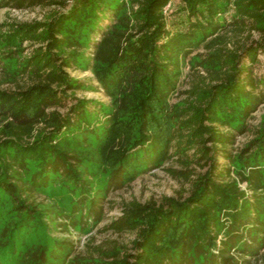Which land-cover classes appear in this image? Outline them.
I'll use <instances>...</instances> for the list:
<instances>
[{"label":"trees","instance_id":"obj_1","mask_svg":"<svg viewBox=\"0 0 264 264\" xmlns=\"http://www.w3.org/2000/svg\"><path fill=\"white\" fill-rule=\"evenodd\" d=\"M44 1L64 9L0 23V264H264V115L250 123L264 103V0H180L171 28L172 0L0 8ZM171 159L188 189L124 203L109 224L134 233L132 253L79 255L57 235L90 232L112 186Z\"/></svg>","mask_w":264,"mask_h":264},{"label":"rangeland","instance_id":"obj_2","mask_svg":"<svg viewBox=\"0 0 264 264\" xmlns=\"http://www.w3.org/2000/svg\"><path fill=\"white\" fill-rule=\"evenodd\" d=\"M180 7V0H172L166 8V17L169 28H171V21L176 18V13ZM63 9L62 5L57 3L51 4L47 1H44L40 5L21 9L13 6L3 7L0 8V23L4 21L27 22L33 20H44L54 11H60ZM258 39H260L259 35L254 33L252 40ZM258 59V64L254 66V72L256 74L264 72V52L258 53ZM67 71L73 77L83 79L86 82H91L92 84L97 85L89 71L83 72L73 67L67 68ZM191 79L192 77L188 76V68H185L183 70L182 82L179 86L181 91H184L189 87L190 81H192ZM76 96L92 98L104 102L108 101V97L102 90L93 92L77 90ZM182 97H184V95H181V92L174 93L171 101L173 103ZM64 110V108H61V111ZM262 115H264V103L261 104L258 110L254 113V117L251 119L250 123L252 125H256ZM248 137V134L238 135L234 146H241ZM169 167L175 168L179 167V165L171 159L163 166L153 168L141 174L128 185L120 188L112 186L109 189L107 197L100 202V206L102 207V219L98 224L93 226L90 232H76L72 229H69V231H63L60 227L57 235L65 237L67 240L72 242L74 253L79 255H92L96 257L98 256L97 249L99 247H109L116 243L124 245L126 249L132 253L133 251L130 250V246L134 233L129 231L120 232L110 227L109 224L122 216V205L124 203H128L132 200H136L142 204L150 201L160 203L162 197H177L178 193L186 191L189 187V183L171 176V174L167 171V168ZM197 170L200 169L197 168Z\"/></svg>","mask_w":264,"mask_h":264}]
</instances>
